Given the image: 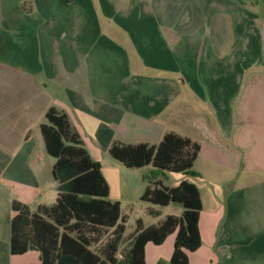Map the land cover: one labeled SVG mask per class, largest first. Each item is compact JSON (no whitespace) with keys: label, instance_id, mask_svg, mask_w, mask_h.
Returning a JSON list of instances; mask_svg holds the SVG:
<instances>
[{"label":"crops","instance_id":"obj_1","mask_svg":"<svg viewBox=\"0 0 264 264\" xmlns=\"http://www.w3.org/2000/svg\"><path fill=\"white\" fill-rule=\"evenodd\" d=\"M51 107L100 162L120 206L140 197L152 166L109 161L106 173L91 150L156 145L169 132L199 144L208 173L193 164L196 175L172 186L161 178L199 191L202 243L188 264H264V0H0V264L39 263L37 250L10 252L11 205L56 200L40 129ZM227 167L249 201L222 200L230 179L203 184ZM171 234L165 248L168 236L145 244L146 264L170 259Z\"/></svg>","mask_w":264,"mask_h":264},{"label":"trees","instance_id":"obj_2","mask_svg":"<svg viewBox=\"0 0 264 264\" xmlns=\"http://www.w3.org/2000/svg\"><path fill=\"white\" fill-rule=\"evenodd\" d=\"M40 129L47 153L55 158L52 173L57 197L53 204L39 205L35 211L21 202H12L15 215L10 221L11 254L37 250V264H146L145 244L159 245L175 233L170 259L159 264H188L187 251L196 250L202 243L199 191L186 179L176 186H165L161 177H166L165 172L196 175L193 164L199 144L169 132L156 145L110 146L109 154L125 167L152 166L141 201L182 206L180 215H167L158 224L145 227L138 220L127 248L121 250L126 218L119 201L109 199V184L100 162L91 157L67 115L56 108L47 110Z\"/></svg>","mask_w":264,"mask_h":264},{"label":"rangeland","instance_id":"obj_3","mask_svg":"<svg viewBox=\"0 0 264 264\" xmlns=\"http://www.w3.org/2000/svg\"><path fill=\"white\" fill-rule=\"evenodd\" d=\"M90 153L94 157H98V159L103 163V170L106 173L109 172V170H110L109 166H108L109 161L110 162H118L116 159H114L109 154L108 151L95 152L94 150H91ZM46 156H48L50 162L55 160L53 157H51L48 154ZM213 163H215L216 165L220 164L218 162H213ZM119 164H121V163H119ZM208 165H209V161L202 156L194 161V168L198 169V170L201 169L203 172L204 171L207 173L209 172L208 171ZM225 169H227L226 170L227 174H226V176L224 175L225 176L224 178L223 177L218 178L215 176H210V177H208L209 180L205 179L206 181H204L203 180L204 177H203L202 178L203 184L204 183L209 184L210 181L215 182L213 180H220L223 183V182L230 179V181L227 184H225L224 187H222L223 192L221 194L219 193V196L220 195L222 196V200L225 202L227 201V202H231V203H233L234 201H237V202L249 201L248 195L241 194V193L238 194L236 192L235 187H234V182L232 181L233 177L229 178V175L232 174L234 171H232V169L228 171V167ZM132 170H135V169L132 168ZM147 171H149V167H144L143 171H141L140 174H142V172H147ZM137 172L139 173V171H137ZM138 173H136V174H138ZM216 173H217V171H216ZM136 174H133L132 177L128 178V180H129V183H133L137 186L141 183V180L138 178V175H136ZM166 174H167V177L162 176L161 178L163 179L162 182H164L165 184H167L169 186L174 185V183H176L177 179L183 177V174H181V173L168 172ZM253 179H255V178H253ZM191 180L195 181L197 184L200 183L199 182L200 178H191ZM200 185H202V184L200 183ZM203 192H204V190H203ZM181 210H182V206L179 203H175V202H170L166 206H161V205L153 204V203H150L147 201H141L139 198L124 201L121 205V212L125 216L126 222H125V232H124V243L121 246V248H122L121 250L127 248L130 238L135 233L138 220H141V222L143 223V226L146 227V226H149L152 224H158V222L161 219H163L164 217H166L167 214L179 213ZM157 213H158V215H155ZM171 236H172V234L168 235L167 241L162 245L163 248L166 247V244L171 239ZM152 245L155 247L158 246V245L153 244V243H152ZM167 247H169V245Z\"/></svg>","mask_w":264,"mask_h":264}]
</instances>
